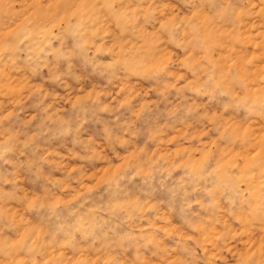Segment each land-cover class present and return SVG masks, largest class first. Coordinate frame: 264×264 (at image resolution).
Segmentation results:
<instances>
[{"label": "clouds", "instance_id": "1", "mask_svg": "<svg viewBox=\"0 0 264 264\" xmlns=\"http://www.w3.org/2000/svg\"><path fill=\"white\" fill-rule=\"evenodd\" d=\"M0 264H264V0H0Z\"/></svg>", "mask_w": 264, "mask_h": 264}]
</instances>
